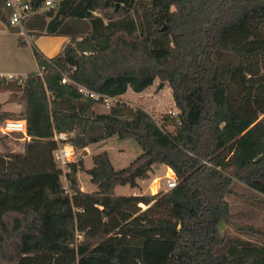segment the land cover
<instances>
[{
    "label": "trees",
    "instance_id": "obj_1",
    "mask_svg": "<svg viewBox=\"0 0 264 264\" xmlns=\"http://www.w3.org/2000/svg\"><path fill=\"white\" fill-rule=\"evenodd\" d=\"M45 2L30 0L27 27L69 41L53 57L34 49L39 71L15 81L23 111L0 113L25 119L31 137L0 153V264H264V244L221 231L264 235L233 223L228 200L237 184L264 200V0H54L39 12ZM158 79L178 108L161 124L124 101L97 112L77 88L120 97ZM63 132L77 149L117 136L142 153L117 169L101 151L65 172L54 156ZM159 164L175 187L116 193ZM83 170L95 191L81 189Z\"/></svg>",
    "mask_w": 264,
    "mask_h": 264
},
{
    "label": "rangeland",
    "instance_id": "obj_2",
    "mask_svg": "<svg viewBox=\"0 0 264 264\" xmlns=\"http://www.w3.org/2000/svg\"><path fill=\"white\" fill-rule=\"evenodd\" d=\"M2 14V21L4 24H8L6 12H3ZM34 14L24 23L17 24L16 27H10L11 29L7 25L0 27L1 72L12 70L21 72V74H26L39 71L36 60L33 56L34 49L38 48V46L34 44L36 34L27 27V23L34 18ZM19 31L22 32V37H24L23 40L26 43L20 40ZM24 33H26V35ZM6 75H8V73ZM5 78L7 81L5 83H0V91H7V93H10L5 102H12V111L19 113L23 111L24 104L21 97V91L16 89L15 81L17 80V77L10 76ZM140 93L130 89L129 93L124 96L123 99L121 97V99L130 107L144 108L150 112L160 124L166 113L178 112V108L175 106L173 100L172 89L168 85V82H162L158 79L151 87ZM1 98L2 96L0 99ZM94 106H96L97 112H107L110 109V107L99 102H95ZM10 107V105H5L4 109H10ZM1 111L2 109L0 107V113ZM4 120H6V118L3 120L0 119V137L4 139L3 143L0 142V153L6 152V145H9V149L16 152L22 151L23 145L29 142L30 139H23L22 134L4 133L2 131ZM169 129L173 130L174 127L170 126ZM72 136L73 133H70L69 137ZM101 151H108L112 163L117 169H119L127 166L132 160L140 155L142 153V148L133 138L120 139L117 136H113L107 140L89 145L88 150H84L83 148L78 149V159L84 161V167L86 169L91 168L94 164L93 156ZM79 172L78 179L80 186L83 187L85 191H95L97 186L91 182L90 175L87 171L83 170ZM168 176H174L172 171L168 168L163 169V167L158 166L154 173H152L151 179H139V185L134 188L130 185L117 186L116 193L120 195H146L155 194L159 191H166L169 190L167 188ZM234 188L235 192L228 196V200L231 203V221L235 224L242 225V227L253 225L264 231V200L256 202L244 195L248 193V189L243 184H237ZM141 207L145 209L146 205L142 204ZM221 231L227 236V238H241L257 244H264L263 234L240 231L232 224H223Z\"/></svg>",
    "mask_w": 264,
    "mask_h": 264
},
{
    "label": "built area",
    "instance_id": "obj_3",
    "mask_svg": "<svg viewBox=\"0 0 264 264\" xmlns=\"http://www.w3.org/2000/svg\"><path fill=\"white\" fill-rule=\"evenodd\" d=\"M4 6L10 10L9 21L12 25L22 24L24 20L28 19L34 11L31 9L30 0H1ZM54 5V0H46L45 5L41 9L49 8ZM40 74L42 72L40 71ZM63 82L72 81L64 76ZM79 92L84 96L95 100L97 103H102L108 107L116 104L117 102H122L119 96H109L106 94L98 93L93 90L88 89L83 85H77ZM2 131L6 134H22L23 139H30L31 137L27 133V121L25 119H6L2 125ZM70 133H56L55 140L58 142V147L54 151V156L57 163L67 172L68 164L71 162H78V149L69 141ZM88 150L89 146L83 148ZM167 188L171 189L176 186L177 180L176 176L167 177ZM66 180V177H64ZM83 190V187H81Z\"/></svg>",
    "mask_w": 264,
    "mask_h": 264
},
{
    "label": "crops",
    "instance_id": "obj_4",
    "mask_svg": "<svg viewBox=\"0 0 264 264\" xmlns=\"http://www.w3.org/2000/svg\"><path fill=\"white\" fill-rule=\"evenodd\" d=\"M44 9H41L39 12H43ZM3 12H6L7 14V23L8 24H4V22L2 21L3 19ZM35 13V12H34ZM9 15H10V10L4 6V4L2 3V1H0V27L2 26H5L7 25L9 28L10 27H16V25H11L10 22H9ZM33 15V14H32ZM27 20V19H26ZM24 20L23 23L26 21ZM11 29V28H10ZM19 38L21 41H23L24 43H26L23 39L24 37L22 32L19 31ZM26 35V33H24ZM69 41V37L67 36H59V35H47V34H36L35 35V45L38 46L39 50L42 51L47 57H53L55 55H57L58 53H60L62 51V49L64 48V46L66 45V43ZM38 42V43H37ZM34 56V55H33ZM34 59H35V56H34ZM37 63V62H36ZM38 66V65H37ZM8 73V75H6ZM30 73V72H29ZM29 73H26V74H21V72H16V71H12V70H8V71H5V72H1L0 71V76H5V77H10V76H13V77H25L27 74ZM131 88L128 89V91L123 94L122 96H120V98L122 97V99L124 98V96H126L129 91H130ZM133 90V89H132ZM134 91V90H133ZM2 93V94H1ZM140 93V92H138ZM0 97L2 96V98L0 99V103H1V109L2 111H12L13 108H12V102H5L6 99H8L9 97V94L10 93H7V91H3L1 92L0 91ZM141 94V93H140ZM4 96V98H3ZM5 105H10V109H4V106ZM21 105V104H20ZM22 106V105H21ZM94 109L96 110V106H94ZM12 112H15V111H12ZM31 139V138H30ZM160 166V167H163V169L165 168H168L169 170L172 171V173L174 174L173 170L165 165V164H159L157 166H155V170L156 168ZM79 173L78 172V176H79ZM175 175V174H174ZM159 178V177H158ZM157 179V178H156ZM84 190V188H83ZM96 190V189H95ZM93 191V190H92ZM90 191V192H92Z\"/></svg>",
    "mask_w": 264,
    "mask_h": 264
},
{
    "label": "water",
    "instance_id": "obj_5",
    "mask_svg": "<svg viewBox=\"0 0 264 264\" xmlns=\"http://www.w3.org/2000/svg\"><path fill=\"white\" fill-rule=\"evenodd\" d=\"M119 5H120L119 3L116 4L117 9L119 8Z\"/></svg>",
    "mask_w": 264,
    "mask_h": 264
}]
</instances>
